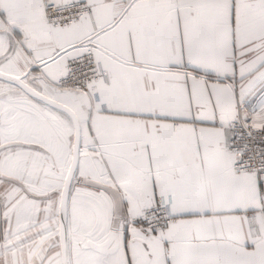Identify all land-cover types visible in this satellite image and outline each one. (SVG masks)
<instances>
[{"label":"snow or ice","instance_id":"6c2138e0","mask_svg":"<svg viewBox=\"0 0 264 264\" xmlns=\"http://www.w3.org/2000/svg\"><path fill=\"white\" fill-rule=\"evenodd\" d=\"M0 264H264V0H0Z\"/></svg>","mask_w":264,"mask_h":264}]
</instances>
